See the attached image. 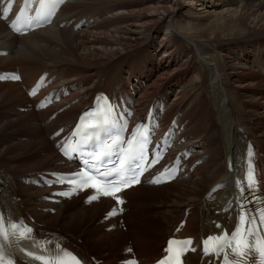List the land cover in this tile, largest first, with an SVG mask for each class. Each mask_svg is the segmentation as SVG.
<instances>
[{"label": "bare ground", "instance_id": "obj_1", "mask_svg": "<svg viewBox=\"0 0 264 264\" xmlns=\"http://www.w3.org/2000/svg\"><path fill=\"white\" fill-rule=\"evenodd\" d=\"M80 20L86 22L76 28ZM9 30L0 19V70L18 66L22 72L21 81H0V199L9 214L22 215L37 231L65 234V244L85 257L97 254L103 264L127 257L129 240L142 264H153L186 212L180 235L199 239L218 221L227 222L233 209L215 210L233 191L245 152L253 149L264 163V0H68L56 24L23 35ZM43 72L70 93L36 110L24 85ZM99 89L123 94L134 116L153 103L163 121L178 115L185 136L177 135L175 151H189L188 166L194 163L186 178L129 188L128 204L137 210L124 214L125 231L119 216L105 218L115 207L111 196L89 200L81 192L52 202L44 197L49 187L26 181L38 169L75 167L57 152L49 134L70 127ZM3 121L11 130L4 131ZM181 182L184 188L173 189ZM145 200L181 209L178 215L166 211V219L173 215L171 226L149 239L134 227L164 225L147 224L158 215L143 216L153 207ZM29 214L36 220L26 219ZM119 247L124 256L117 257ZM199 258L188 253L190 264Z\"/></svg>", "mask_w": 264, "mask_h": 264}, {"label": "snow or ice", "instance_id": "obj_2", "mask_svg": "<svg viewBox=\"0 0 264 264\" xmlns=\"http://www.w3.org/2000/svg\"><path fill=\"white\" fill-rule=\"evenodd\" d=\"M16 78L19 79V77H16ZM107 123H108V120L105 118L103 120L102 124H107ZM94 127L100 128V127H102V125L98 124V125H95ZM93 139H95L96 141H99V139H100L99 134H97L95 137H89L86 142H91ZM105 146L110 147L108 145H105ZM97 147L99 148L100 145L97 144ZM90 155H92L93 159L95 161H97L98 163H100V164L103 163V156H101L99 154H90ZM111 155H112V151H108V152L104 153V156H107V157H110ZM139 165H140V161L138 159H136L135 160V168L133 170L134 171H142V169H140ZM92 170H94L97 175L101 176V178L104 179L109 186H111L114 183L121 182L120 180H108V177L112 176L113 173H111V172H108V173L100 172V168L97 166V164L93 165ZM116 171L120 173L121 178H122L123 174H122L121 170L117 169ZM83 176L87 177L88 179L92 178V177H88L87 173H84ZM133 182L134 183L139 182L138 177ZM93 186H95V185H93ZM126 186H128V185H126ZM116 190L119 191L120 189L117 188ZM113 194L114 193H111V192H104V195H113ZM95 198L96 197H91L90 199H95ZM121 203H122V201H121ZM241 222L243 223V217H241ZM7 227H8V229H10V233L5 232L4 218L2 215H0V264H4L3 255L5 252V249L11 247V244L8 243L9 235H11L13 243H17V244L20 240L29 238L26 235L25 231L20 230L22 226H18L16 224L12 223L10 220L8 222ZM239 232H240V230L238 229L237 234H239ZM174 243L182 244L183 246L186 247L191 242L190 241H183V242L170 241V245L174 244ZM205 245H206V247H205L204 251L206 253L209 251V246H211V245H216V246L211 247V251L216 252L217 247H220V250L223 251V247L221 244V238L220 237H209L208 240L205 241ZM229 246L231 248V253L234 256H239L241 259H243L246 255H248V256L253 255V253L256 251L255 243L244 244V250L240 249L239 241H237L236 246H232L231 244ZM259 253H260L261 257H264V247L259 249ZM8 255H12V253L8 252ZM26 255L31 256V252L26 253ZM63 255L71 257L72 260L76 261V264H79V261L76 260V257L72 256L70 253L65 252V253H63ZM223 258H224L226 264H229L228 254H226ZM37 259H39V258L37 257ZM46 264H47V262H46ZM52 264H56V261H53ZM253 264H255V262H253Z\"/></svg>", "mask_w": 264, "mask_h": 264}, {"label": "rangeland", "instance_id": "obj_3", "mask_svg": "<svg viewBox=\"0 0 264 264\" xmlns=\"http://www.w3.org/2000/svg\"><path fill=\"white\" fill-rule=\"evenodd\" d=\"M10 31V30H9ZM144 49V48H143ZM3 124H5V129H4V131L6 130V131H9V130H11V129H9V128H11V126L9 125V127H8V125L6 124V121H3L2 122ZM8 129H7V128ZM11 156V155H10ZM50 163V162H49ZM181 181V180H180ZM185 185L186 184H182V182L181 183H176V184H173V189H175V188H178V189H182V188H184L185 187ZM173 192V191H172ZM82 199L81 200H79V202H81V203H83V201H85V198L84 197H81ZM167 202V201H166ZM166 202L165 203H156L155 201L154 202H149V201H147V200H145V204H146V206H153V207H149V210H145V211H143L144 213H143V216H145V217H148V215L149 216H154L153 214L154 213H156V215H158L159 216V218H158V216H157V218H155V217H149V219L146 221L147 222V224H149V225H153L155 222H160V223H163V225H165V227H167V228H169L170 226H171V224L169 223V222H171L172 220V216L169 218V219H166L165 217L167 216L166 214H168V213H166L165 214V212L166 211H168V210H170V209H173V212L175 213V214H179L180 213V211H181V209L179 208V206H172V205H170L169 203H167L166 204ZM149 203H151L152 205H147V204H149ZM133 207V206H132ZM173 207V208H172ZM177 207V208H176ZM133 209L136 211L137 210V207H133ZM153 209V210H152ZM72 210V209H71ZM134 210H132L131 209V211H134ZM140 219V217L138 218V220ZM127 220V219H126ZM96 222H98V221H96ZM127 222H129V221H127ZM131 226V225H130ZM141 226V225H140ZM138 224L134 227V226H132V227H134V229H137V230H139L144 236H145V233H146V235L149 237L150 236V234H152L153 233V229L152 230H147V228H143L142 226V228L140 227ZM132 227H131V230H133L132 229ZM121 229H122V227H121ZM123 230V229H122ZM125 231V230H124ZM72 233V232H71ZM137 233H138V231H137ZM93 234V233H92ZM139 234V233H138ZM157 235V234H156ZM162 236V235H161ZM160 236V237H161ZM145 238H147L146 236H145ZM129 239V238H128ZM116 250V249H115ZM115 250H112V252L113 251H115ZM105 252V251H104ZM123 252H124V250L122 251V248H118V251H117V257H120V256H124V254H123Z\"/></svg>", "mask_w": 264, "mask_h": 264}, {"label": "trees", "instance_id": "obj_4", "mask_svg": "<svg viewBox=\"0 0 264 264\" xmlns=\"http://www.w3.org/2000/svg\"><path fill=\"white\" fill-rule=\"evenodd\" d=\"M141 228H142V227H141ZM164 228H167V227H165V225H164L163 228H159V227H157V228L153 229L154 231H153L152 234H150L149 237L146 235V233H145V236L149 239V238L151 237V235H153V234H157V233H160L161 231H163L162 229H164ZM164 230H165V229H164ZM149 231H150V230H149Z\"/></svg>", "mask_w": 264, "mask_h": 264}]
</instances>
